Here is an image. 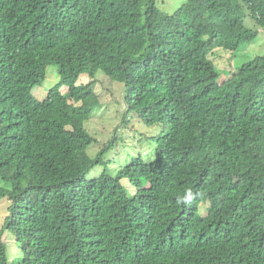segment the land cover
<instances>
[{
    "label": "trees",
    "instance_id": "16d2710c",
    "mask_svg": "<svg viewBox=\"0 0 264 264\" xmlns=\"http://www.w3.org/2000/svg\"><path fill=\"white\" fill-rule=\"evenodd\" d=\"M261 34L264 0H0V264H264V51L233 86L212 59Z\"/></svg>",
    "mask_w": 264,
    "mask_h": 264
},
{
    "label": "rangeland",
    "instance_id": "374dc122",
    "mask_svg": "<svg viewBox=\"0 0 264 264\" xmlns=\"http://www.w3.org/2000/svg\"><path fill=\"white\" fill-rule=\"evenodd\" d=\"M184 0H161V5L164 6L165 10L172 12L177 10ZM251 23L248 22V25ZM253 26V25H252ZM257 42V43H256ZM255 46H249L245 49L239 51L235 56L234 54H229L224 52L218 51L216 56L212 57V59L218 64V67L224 71L222 80L227 81L231 73L236 70L239 66L243 63L248 62L249 60L253 59L257 53L264 51V34H261L258 39L256 40ZM60 80V76L57 72L56 67H51L49 69L48 77L46 82L43 86L37 87L34 90V95L39 100L43 101L47 95L48 91L53 88ZM88 78L82 79L80 82L86 83L88 82ZM228 85L233 86V82H228ZM122 89L123 86H113L109 81L106 79L103 80L101 84H98L96 87V92L101 98V102L103 104L102 109L100 110L98 116L92 120L91 128L93 131H96V137L99 139L100 142H107L113 137V133L115 129L118 127H123L124 122L122 121L123 118V106L118 105V101H123L122 99ZM63 93H67L68 89L64 88L62 90ZM141 126L137 125L135 128L131 127L126 129H121L120 136L127 140L128 147L132 148L138 143V139L140 138L141 133ZM121 147H125L126 151L128 152V147H126L124 143H120ZM102 148V145H98L90 149L89 153L92 156H95L99 150ZM145 153V152H144ZM90 155V156H91ZM120 160L122 161V165H125V152H121L118 154ZM131 191H134V188H130ZM10 205L9 202L0 201V228L4 224L5 218L8 215V209ZM204 209V208H203ZM205 210V209H204ZM15 234H9L8 236L4 237V241H8L10 244V250L15 252L16 246V238ZM18 246L23 247V243L26 245L27 250L30 249V246L25 238L18 239Z\"/></svg>",
    "mask_w": 264,
    "mask_h": 264
}]
</instances>
